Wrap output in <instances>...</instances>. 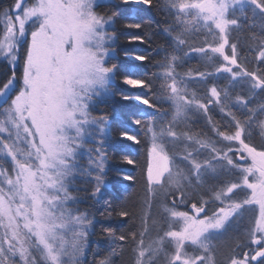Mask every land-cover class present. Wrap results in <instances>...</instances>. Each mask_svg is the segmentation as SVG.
Segmentation results:
<instances>
[{"label": "snow or ice", "instance_id": "obj_1", "mask_svg": "<svg viewBox=\"0 0 264 264\" xmlns=\"http://www.w3.org/2000/svg\"><path fill=\"white\" fill-rule=\"evenodd\" d=\"M104 2L13 0L0 10V264H86L93 220L78 205L102 197L110 145L142 143L130 125L149 145L140 223L129 235L106 231L131 239L133 264H221L222 246L223 264H264V0H163L171 51L147 76L121 73L116 13L97 11ZM193 54L205 67L179 71ZM118 77L153 99L117 91ZM117 95L157 115L134 111L113 127L96 110ZM119 163L136 160L122 152ZM122 246L99 264H114Z\"/></svg>", "mask_w": 264, "mask_h": 264}, {"label": "trees", "instance_id": "obj_2", "mask_svg": "<svg viewBox=\"0 0 264 264\" xmlns=\"http://www.w3.org/2000/svg\"><path fill=\"white\" fill-rule=\"evenodd\" d=\"M12 3L13 0H0V10L7 8ZM162 3L163 0H153L152 6L148 7L139 4L125 5L121 0H109V2H104V5L97 9L101 13H116L114 25L118 36L116 53L120 61L121 73L133 76L150 75L157 71L156 64L164 58L165 50L171 51V39L163 31L167 21L166 13L160 7ZM128 23H140L142 26L140 29H129L125 26ZM133 37H143L145 39L150 37L151 39L149 43H140L138 40H133ZM239 39L243 41L244 36L240 35ZM243 51L247 54V48H244ZM125 53L128 56H125ZM134 54L150 55L151 59L149 62L140 64V62L131 58ZM189 67H200L203 69L205 65L196 54H193L188 59L186 67L178 70L183 72ZM249 67H255L251 63V56H249ZM6 70L7 63L2 59L0 60V73ZM17 71L19 75L21 69L18 68ZM119 80L120 78L118 77L117 91L136 92L149 99H153L152 93H149L146 89H130L128 86L121 84ZM159 86L160 81H155L153 85L154 90L159 89ZM193 86L197 89L203 87L202 85L195 84ZM163 107L168 109L169 105L164 104ZM140 110L145 111L146 115H157L155 110L147 109L146 106L139 104L133 106L132 102L123 101L119 95L109 100L107 104L101 105L96 112L107 113L113 127H119L120 121L129 120L132 112ZM215 115L217 119L220 118L218 112ZM203 123L201 120L200 125L202 126ZM128 130L138 134L142 143L137 145L121 140L118 145H110L108 147L110 163L102 197L98 203L85 197L78 205L79 210L87 213L93 220L88 237V248L84 257L86 264H99V260L110 251L111 245H123L119 250V254L113 257L114 264H133V243L131 239L124 242L114 240L106 231V229L111 228L117 236L129 235L130 232L136 231L139 227V217L146 196L147 150L149 145L144 138L142 130L131 125ZM122 152L135 159L136 164L126 165L119 163ZM123 174L131 175L134 179L125 181L123 180ZM78 187L82 186L78 185ZM81 195L83 196V193ZM214 206L213 204L208 208L209 213H211ZM121 208L129 211L130 216L128 218L122 219L116 215V212ZM181 210L188 209L181 206ZM152 211L153 213H159L160 206L158 203L153 207ZM238 227L242 229L243 225H239ZM235 234L233 232V235ZM221 250L225 259L230 249L228 246H222ZM218 259L223 264L224 260H221L220 257Z\"/></svg>", "mask_w": 264, "mask_h": 264}, {"label": "rangeland", "instance_id": "obj_3", "mask_svg": "<svg viewBox=\"0 0 264 264\" xmlns=\"http://www.w3.org/2000/svg\"><path fill=\"white\" fill-rule=\"evenodd\" d=\"M105 2H109V0H105ZM0 60H2V58H0ZM4 60V59H3ZM5 61V60H4ZM6 62V61H5ZM244 163V162H243ZM221 258V260H224V256H223V253H222V250L220 251V255L218 256Z\"/></svg>", "mask_w": 264, "mask_h": 264}, {"label": "flooded vegetation", "instance_id": "obj_4", "mask_svg": "<svg viewBox=\"0 0 264 264\" xmlns=\"http://www.w3.org/2000/svg\"><path fill=\"white\" fill-rule=\"evenodd\" d=\"M256 143H260V140H259V138H257V140H256Z\"/></svg>", "mask_w": 264, "mask_h": 264}, {"label": "water", "instance_id": "obj_5", "mask_svg": "<svg viewBox=\"0 0 264 264\" xmlns=\"http://www.w3.org/2000/svg\"><path fill=\"white\" fill-rule=\"evenodd\" d=\"M243 162V161H242Z\"/></svg>", "mask_w": 264, "mask_h": 264}]
</instances>
